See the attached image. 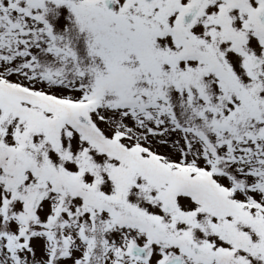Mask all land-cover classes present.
Returning <instances> with one entry per match:
<instances>
[{"label": "snow or ice", "instance_id": "6c2138e0", "mask_svg": "<svg viewBox=\"0 0 264 264\" xmlns=\"http://www.w3.org/2000/svg\"><path fill=\"white\" fill-rule=\"evenodd\" d=\"M0 264H264V0H0Z\"/></svg>", "mask_w": 264, "mask_h": 264}]
</instances>
